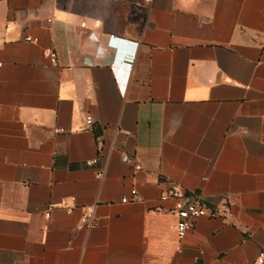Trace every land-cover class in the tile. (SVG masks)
<instances>
[{
	"label": "crops",
	"instance_id": "crops-1",
	"mask_svg": "<svg viewBox=\"0 0 264 264\" xmlns=\"http://www.w3.org/2000/svg\"><path fill=\"white\" fill-rule=\"evenodd\" d=\"M262 254L264 0H0V264Z\"/></svg>",
	"mask_w": 264,
	"mask_h": 264
},
{
	"label": "built area",
	"instance_id": "built-area-1",
	"mask_svg": "<svg viewBox=\"0 0 264 264\" xmlns=\"http://www.w3.org/2000/svg\"><path fill=\"white\" fill-rule=\"evenodd\" d=\"M52 58L55 59V56L52 55ZM128 157H124L123 161L125 163L129 162ZM94 162L89 161L86 163L88 167L93 166ZM138 169V168H137ZM103 175H99V178L101 179ZM133 199L137 195L136 191L131 192ZM167 196L169 198H173L176 200V205L174 208V211L176 215L178 216V227L177 232L179 237L184 236L186 233L192 231L195 227L196 222L206 216L209 215L208 207L204 204V201L199 196L189 195L187 193H184L182 191L177 190H171ZM123 203H126L127 200H123ZM82 224H85L87 226H93L92 220H90L88 217H85L82 219ZM264 263V254L260 255L258 258L256 264H263Z\"/></svg>",
	"mask_w": 264,
	"mask_h": 264
}]
</instances>
